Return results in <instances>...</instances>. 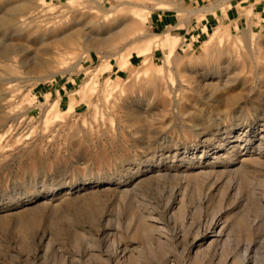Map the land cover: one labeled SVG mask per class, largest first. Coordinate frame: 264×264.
<instances>
[{
	"label": "rangeland",
	"instance_id": "1",
	"mask_svg": "<svg viewBox=\"0 0 264 264\" xmlns=\"http://www.w3.org/2000/svg\"><path fill=\"white\" fill-rule=\"evenodd\" d=\"M261 14L0 0V264H264Z\"/></svg>",
	"mask_w": 264,
	"mask_h": 264
},
{
	"label": "crops",
	"instance_id": "2",
	"mask_svg": "<svg viewBox=\"0 0 264 264\" xmlns=\"http://www.w3.org/2000/svg\"><path fill=\"white\" fill-rule=\"evenodd\" d=\"M261 18L264 19V14H261ZM186 21L187 20H179L177 16H172V14L166 12H155L150 16V27L155 33H163L167 30H170V32L179 31L188 26ZM181 23H183L185 27L180 26L179 24ZM187 28H189V26Z\"/></svg>",
	"mask_w": 264,
	"mask_h": 264
},
{
	"label": "bare ground",
	"instance_id": "3",
	"mask_svg": "<svg viewBox=\"0 0 264 264\" xmlns=\"http://www.w3.org/2000/svg\"><path fill=\"white\" fill-rule=\"evenodd\" d=\"M208 11H213V8H208ZM22 48L17 47H13L9 44L3 43L2 45H0V58L5 59L6 61H9V57L12 56L13 54H18L21 51ZM38 65H35V68H37ZM13 79H6L4 80L6 81H12ZM261 138H264L261 137ZM260 149V148H259ZM119 258V257H118Z\"/></svg>",
	"mask_w": 264,
	"mask_h": 264
}]
</instances>
